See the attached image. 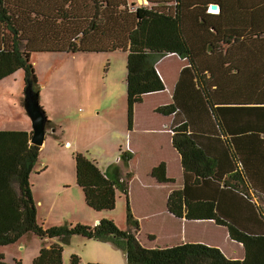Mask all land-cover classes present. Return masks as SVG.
<instances>
[{"label":"trees","instance_id":"1","mask_svg":"<svg viewBox=\"0 0 264 264\" xmlns=\"http://www.w3.org/2000/svg\"><path fill=\"white\" fill-rule=\"evenodd\" d=\"M217 2L147 0L145 4H139L138 0H0V81L24 71L26 86L32 84L34 87L33 56L38 53L122 51L127 53L128 128L132 131L135 107L143 103L144 96L165 91L156 70L159 58L177 54L194 63L188 35L196 28L188 26L187 14L190 10L203 23L197 29L201 35L206 33L227 40L236 36L229 29L223 30L218 21L215 23L220 20L221 14L206 17L205 10L214 5L220 7ZM262 36L264 30H247V41L248 38ZM247 51L252 58L264 56L263 45L259 48L247 44ZM247 60V66L255 64L249 61L248 56ZM261 63L263 66L264 62ZM248 83L254 89L247 91V117H250L254 111L264 112V72L261 76L259 73L252 77L247 75ZM203 96L219 137L225 138L234 172L230 176L221 175L220 162L200 145L188 120L179 119L172 130V143L182 159L185 186L170 194L168 210L176 218L211 220L226 227L230 239L244 247L243 261L230 260L220 249L203 244L188 243L165 249L143 247L137 238L140 224L131 210L129 189L134 174L127 170L133 156L127 152L122 153V161L115 168L112 179L85 155H75L77 185L89 209L97 213L113 211L117 190H122L127 200L126 231L120 230L112 220H102L94 227L77 224L44 228L38 219L30 183L41 147L32 145V135L26 132L4 133L10 138V157H6L5 177L0 171L4 177V186L0 187V247L36 237L43 241V247L33 264H64V244L73 236H81L113 245L125 254L127 264H264V233L244 231L236 221L224 215L221 201L204 198L214 190L217 198L222 194L232 196L233 199L226 198L234 202L239 211H244L247 204L255 205L246 183V170L237 143L228 135L227 126L218 115V108L214 107L212 94L205 92ZM225 96L231 98V102H237V99L233 100V95ZM156 112L163 116L180 117L182 110L177 103H173L158 108ZM51 125L48 122L47 128ZM249 125L247 123L248 130L252 129ZM259 131L264 132V129L257 127L252 130L253 133ZM151 176L159 183L174 182L167 177L164 163L155 168ZM190 192H197L201 198H192ZM71 262L79 264V259L72 256ZM0 264H9L3 255H0ZM14 264L22 263L15 261Z\"/></svg>","mask_w":264,"mask_h":264},{"label":"crops","instance_id":"2","mask_svg":"<svg viewBox=\"0 0 264 264\" xmlns=\"http://www.w3.org/2000/svg\"><path fill=\"white\" fill-rule=\"evenodd\" d=\"M217 1L220 4L218 10L212 11L211 8L207 9L208 11L205 10L206 17L208 15L221 14L220 20H216L215 23L218 21L219 26L223 30L229 29L236 36H231L227 40L223 37L208 36L206 33H202L201 35L197 29L203 23L190 10L191 12L187 14L189 17L188 26L196 28V30L188 35L194 63L190 59L181 58L177 54H167L159 58L156 70L165 85V91L144 96L143 103L135 107L134 125L132 131H130L129 140L126 143V152L133 156L127 172L131 171L134 174L130 188L139 178L141 170L143 176L141 181L145 186L144 189L146 190L148 187L149 189L157 190L162 196L159 202L160 206L158 205L159 207L155 206L157 202L150 199L146 213L143 214L144 217L137 215L133 210V215L139 222L141 231L145 218H147L146 221L150 224V229L148 233L144 234V239L141 238V231V235L137 237L143 247L147 249H165L188 243L203 244L219 248L230 260L243 261L245 259V249L241 244L230 239L226 227L219 226L211 220L190 221L185 218H176L168 210L170 194L174 191L182 190L185 186L182 159L172 143V130L179 119L185 118L188 120L200 145L210 152L212 158L220 162L219 173L221 175L229 174L230 176L234 172L233 163L225 145V138L219 137L203 96V93L208 92L212 94L214 107L218 108V115L227 126L226 131L228 135L232 136L231 140L237 143V147L240 150L241 159L246 170V183L250 187L251 191L249 192L254 198L255 205L247 204V208L244 211H239L234 202H230L226 198L230 197L233 199L232 196L222 194L217 198L214 190L207 193L204 198L210 197V199L221 201L220 207L224 215L236 221L244 231L252 234L264 233V132H252L257 127L260 130L264 129V112L262 110L254 111L252 112L253 116L247 117V91H254L252 84H247V75L252 77L256 73H259L261 76L264 72V65L262 66L261 63L264 62V56L252 58L251 53L247 51V44L256 45L259 48L262 45L264 47V36L252 39L248 38L247 41V30H264V0ZM203 4L206 5L207 3L203 2ZM1 47L2 41L0 36ZM247 56L249 61L255 64H250L249 62L250 65L247 66ZM256 59H258V62ZM17 73L15 74L17 75ZM13 75L0 81V171L3 172V176L6 169V157L7 159L10 157V151H8L10 150V138L4 136V133L26 132L33 135L31 120L24 109V97L22 93L12 99L13 95L10 91V84L6 83L8 78ZM250 87L251 89H249ZM225 95H233V100L237 99V102H231L232 99L227 98ZM163 96H167V98L152 107L153 113L159 117V125L156 126V119L142 120L138 118V109L145 104L147 98ZM13 101L16 102L14 104L16 116H13ZM173 103H177L181 108L182 113L180 117L163 116L156 112L158 108ZM247 123H250L249 126L252 129H247ZM56 132L53 129L52 133L54 136ZM62 138L56 136L57 140L64 143ZM65 145L69 147L70 143L66 142ZM162 163L166 165L167 177L174 180L173 183H159L151 176L152 171ZM173 167L177 170V178L172 175ZM44 169H47V166H44ZM110 169L101 171L109 179H112L114 178L115 168ZM124 171L126 172V170ZM3 176L0 173V187L4 186L5 176ZM59 183L58 181L57 184ZM60 185H62L61 189L59 185H57V188L48 186V189L42 192L46 196L44 198L45 203H50L49 211L45 214L43 213V215H41V208L44 206L43 200L38 201L32 191L39 222L41 221L40 224L46 229L63 226L60 223L55 224L50 221L51 213L58 201L57 198H54L57 194L54 191L57 190L58 192L60 190L59 194L62 195L67 190L72 189L71 185L67 186V183L64 184L62 182ZM63 196H65L63 202H68V197L65 194ZM190 196L194 199L201 198L197 192L192 194L190 192ZM84 198L82 194L79 201L81 204L80 212L72 214V218L68 217L64 222L71 224L74 222L75 224L94 227L100 221L106 219L105 216L99 215V213L92 214L91 211L93 210L87 208L86 204H82ZM41 216H44L43 219ZM64 217L67 216L64 215ZM213 231L224 232L225 238L234 245L232 251L226 252L219 245H209L203 238L194 237L195 232ZM189 232L190 234H188ZM172 235L178 236V241L160 247L163 238ZM22 243L23 241L16 245L24 248ZM95 243H97L93 244L95 246L88 247H92L94 251L99 253L100 257L89 261L88 264H112L119 257V253H123L109 243L96 241ZM41 248L38 251V255ZM0 255L4 256L5 261L8 258L4 251L0 252ZM122 255L125 254L123 253ZM13 260L14 262L19 261L17 259ZM6 262L12 264L11 261Z\"/></svg>","mask_w":264,"mask_h":264},{"label":"rangeland","instance_id":"3","mask_svg":"<svg viewBox=\"0 0 264 264\" xmlns=\"http://www.w3.org/2000/svg\"><path fill=\"white\" fill-rule=\"evenodd\" d=\"M138 2L145 4L147 0H138ZM33 66L36 76L34 87L39 93L40 105L52 125L47 128L45 143L30 177L31 190L38 201L43 200L44 206L41 208L43 215L49 211L50 203H45L46 196L42 192L47 190L48 186L57 188L59 185L61 189L62 182L67 183V186L71 185L72 189L63 193L68 197V202H63L65 196L59 194L60 190L54 191L57 193L54 198L58 201L51 213L50 221L74 226L77 224L64 221L68 217L72 218V214L80 212L79 201L83 192L77 185L75 155H85L94 161L100 170L106 171L109 168H116V165L122 161V153L126 152V143L130 137L127 112V53L122 51L38 53L33 56ZM6 83L10 84L12 99L21 93L25 98L24 92L27 86L24 71L8 78ZM166 98L167 96L147 98L145 104L138 109V118L156 119L155 124L159 125V117L153 113L152 107ZM15 103L12 102L13 116H16ZM53 129L57 131L55 136L52 133ZM56 136L63 137L64 143L57 140ZM66 142L70 143L69 147H66ZM43 165L47 166V169H44ZM175 169L173 167L172 175L177 178ZM141 178L143 176L140 170L139 178L129 189V198L132 213L134 210L137 215L144 217L150 199L157 202L155 206H160L162 196L157 190L148 187L145 190ZM116 195L115 209L101 212L99 215L105 216V220H112L120 230L126 231L128 229L127 200L120 189L117 190ZM84 199L82 204H86ZM41 217L43 219L44 216ZM146 220L147 218L143 222L141 231L142 239L150 229V224ZM194 237L203 238L209 245H219L226 252L232 251L234 247L221 231L195 232ZM178 239L176 235L165 236L162 243L160 242V247L176 243ZM22 244L24 248L19 245L0 247V252L4 251L8 257L6 261H11L12 264L15 263L13 259L21 261L22 264H33L39 249L43 247V241L33 237L24 240ZM93 244L97 243L81 236L71 237L64 244V264H72L73 255L77 256L79 264H88L89 261L98 259L99 253L88 247L95 246ZM122 254L119 253V257L112 264H127L126 257Z\"/></svg>","mask_w":264,"mask_h":264},{"label":"water","instance_id":"4","mask_svg":"<svg viewBox=\"0 0 264 264\" xmlns=\"http://www.w3.org/2000/svg\"><path fill=\"white\" fill-rule=\"evenodd\" d=\"M212 11H217L218 6H211ZM24 109L31 120L33 135L30 143L42 147L47 136L48 118L40 105L39 93L32 84H28L25 90Z\"/></svg>","mask_w":264,"mask_h":264}]
</instances>
